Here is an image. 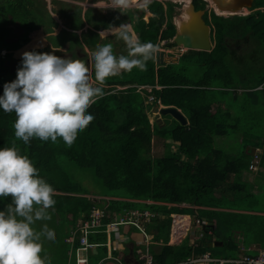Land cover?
<instances>
[{
	"label": "trees",
	"instance_id": "trees-1",
	"mask_svg": "<svg viewBox=\"0 0 264 264\" xmlns=\"http://www.w3.org/2000/svg\"><path fill=\"white\" fill-rule=\"evenodd\" d=\"M154 3L157 5V1ZM193 3L197 9L207 6L205 0ZM255 4L249 14L224 16L207 11L212 23V49H189L177 63L158 67L154 54L145 69L134 67L106 79L103 84H111V88L106 90L99 85L104 94L87 109L94 119L78 133L71 146L62 138L55 142L32 138L25 144L14 134L15 113L0 109V147L19 148L54 188L55 204L48 211L56 222L67 219L69 228H75L78 220L88 218L94 207L106 211L105 221L112 220L110 215L114 212L126 209L156 212L159 215L147 225L157 243L163 240L158 250L151 249L156 264L181 263L206 252L234 257L253 243L264 248V214L246 212H264V196L248 193L244 179L253 158L248 145L262 149L260 163L264 166V88L256 90L264 86V0H255ZM154 8L157 7L152 8L153 12L160 16L158 22L151 20L146 28L141 19L137 20L141 27L139 41H150L155 46L159 37L174 35L175 25L170 14L161 31L166 18L164 9ZM44 9L39 0H0V94L4 84L17 76V70L11 72L14 66L6 63L7 58L13 57L12 51L28 43L32 33L42 26L47 32L57 26L52 14L47 9L46 14ZM13 23L23 30L17 36ZM94 25L97 29L104 27L103 23ZM36 51L51 52L47 48ZM15 61L20 67L22 59ZM142 84L153 87L137 86ZM117 85L126 87L117 89ZM139 87L144 94L138 91ZM144 88L151 89L156 100H150ZM160 100L165 107L180 108L187 124L175 117L172 122L166 117L168 114L154 113ZM213 110L216 111L212 113ZM154 137L164 141L161 156L152 155ZM225 137H231L235 150L226 147L228 140L220 143ZM91 170L99 179L101 197L87 196V189H79L87 187L71 174ZM262 188L260 191L264 192ZM231 195H235L233 200ZM10 202L11 195L0 199V209ZM183 203L191 206H179ZM173 213L208 216L216 219V225L203 224L205 234L196 245L188 241L172 245L169 240ZM213 236L223 241L221 247H210ZM89 241L102 244L97 246L98 254L91 252L90 262L94 256L107 254L104 231L89 233Z\"/></svg>",
	"mask_w": 264,
	"mask_h": 264
},
{
	"label": "clouds",
	"instance_id": "clouds-1",
	"mask_svg": "<svg viewBox=\"0 0 264 264\" xmlns=\"http://www.w3.org/2000/svg\"><path fill=\"white\" fill-rule=\"evenodd\" d=\"M150 3L151 0H142V7ZM98 5L125 12L130 0ZM109 32L124 41L127 54L114 53L111 43L96 46L92 60L95 79L100 83L121 71H131L134 67L145 69L156 51L152 42L139 41L123 24L109 26L99 34L103 38ZM260 87L264 86L256 90ZM103 94L100 86L91 83L88 68L81 60L62 57L54 51L29 50L22 54L16 78L4 84L0 109L15 113L14 134L25 144L32 138L52 142L62 138L71 146L78 133L94 119L87 109ZM9 195L11 202L0 209V264H51L42 255L41 240L54 242V234L47 224L40 231L34 225L51 218L48 210L55 204V190L15 145L0 147V199ZM205 222L201 225L203 230ZM214 241L212 238L211 242Z\"/></svg>",
	"mask_w": 264,
	"mask_h": 264
},
{
	"label": "crops",
	"instance_id": "crops-1",
	"mask_svg": "<svg viewBox=\"0 0 264 264\" xmlns=\"http://www.w3.org/2000/svg\"><path fill=\"white\" fill-rule=\"evenodd\" d=\"M154 1H157V5H155ZM179 1L180 2L185 1V2L184 3L182 2L181 5L177 6L175 2H179ZM188 1L189 0H151V3L147 7H142V0H130V6L127 9H125V12H122L119 8L98 5V4L110 5L112 0H50V1L46 0L45 2H43L42 0L41 1L39 0V2L43 4L45 8L52 14L53 18H55V20L57 21V26L54 27L55 29L53 32H47L45 29V26H42L39 30L32 33L30 41L22 47L24 48L27 44L32 42L35 35L41 34L43 42H41L40 46H37L39 48L31 47V49L29 50L33 49L36 51V50H41L43 48H47L49 51L51 52L54 51L56 55H59L62 57H67V58H72V59H77V58L84 59L85 58L87 60L88 66L90 65L91 69L93 68L90 74H88L91 83L93 85L104 86L105 89L108 90L111 88L112 86L111 84H103V83L98 82L95 79V66H94V60H92V55L96 50V46L98 44L102 45L105 43L106 44L111 43L113 45V51L117 55L126 54L127 48H126L124 41L121 39H117L113 33L109 32L108 34H105L103 38H101V35L99 34V32L102 30L108 29L109 26L119 27L121 24H123L126 26V28L131 34H133L140 40L141 27L138 24L137 19L138 18L141 19L145 23L146 28H148L150 26L151 20H155L156 22H158L160 19V16L157 13L153 12L152 8L155 6L157 8H154V9H157L159 11H161V9H164L163 13L165 14L166 18H165V22L161 26V31L166 28L167 21L169 20V15L172 14L171 19L175 25V33L171 38L169 37L166 39H161V37H159L157 39V43L155 45L156 66L158 67L161 64L177 63L180 59V56L184 52H186L189 49H192V48H188L184 46L183 44L180 45L175 42V39L177 38L178 34H180V32L182 33V31H185V30L187 33L190 30H193L194 32L195 27L200 25V21H203L202 18L207 23V19L205 18V13L207 11L210 12V9H208V6H206V11H204L203 14H198L195 11H198L201 9H197L196 7H194L193 5L194 3L192 2L193 0H190L191 3H189ZM78 8L81 9L80 12ZM215 10L216 8H214V11ZM178 12L180 15L177 14ZM216 13L220 14L219 12H216ZM208 18L209 20L211 19L210 15H208ZM95 23H103L104 24L103 29H97L94 25ZM75 25L77 26V28L78 27L80 28L75 29L74 27ZM79 25H82V26H79ZM12 26L14 27V30L21 29L17 23H13ZM21 31L23 30L21 29ZM94 33H96L98 36ZM57 37L60 38V43H55L56 40L54 39H56ZM210 39H211V26H210ZM171 42L172 43L175 42L176 45L168 47L167 45ZM211 43H212V40H211ZM19 49L13 50V52L14 51L16 52ZM194 50H200V49H194ZM158 53L160 55H158ZM19 59H22V58H19ZM18 66L13 67L11 69V72H14V70H17L19 68ZM123 72L124 71H121L118 74H122ZM110 78L111 76L108 77L107 79L109 80ZM131 85L132 84H130V86ZM142 85H137V86H140V87L151 86L149 84H142ZM125 87L117 85V88H125ZM140 87L138 91L144 94L145 91H143V89ZM156 87L160 88V85H156ZM144 90H147V89L144 88ZM150 90L149 91L147 90L148 92L147 95L151 93ZM229 96L231 97V95ZM161 103L162 102L160 100V104H158V106L162 105ZM177 109L181 111L180 108H177ZM214 111L216 110H213L212 112ZM154 113H158V112H155V108H154ZM187 122H188V119H187ZM251 148L260 149L259 146H254V145H251ZM260 150L262 153V149ZM260 159L261 157L259 158L257 169H253L250 167L249 171H246L244 173L245 174L244 179L246 180L248 184L246 188L248 189V193L253 192L257 194L258 197H263L264 192L260 190H262L263 189L262 187L264 186V166L261 165ZM234 196L235 195H231L230 200H233ZM152 202H155V201H152ZM179 206L187 207L191 205L183 203V204H180ZM204 208L223 210L226 212L237 211L236 209H229L226 207L220 208V207L195 206V209H204ZM246 212L251 213V214H264V212H261V211L248 210ZM171 216L173 219L171 220V233H170L169 244H172V245H180V244H183L185 241H188V243L191 245L193 244L196 245V243L203 237V236L199 237L200 231H202L203 229L198 228V224L197 225L195 224L196 218H200L202 220H205L206 222H210V223H213V225H216V219L210 218L208 216L206 217L198 216L197 214H193V216H191L190 213L189 214L173 213ZM84 219H79L78 223L76 224V227L70 229L71 232L73 230H76L80 222ZM147 233L151 235V249L155 248L156 250H158L159 245L163 243V240L157 243L154 240V236H155L154 232H150L147 230ZM69 237L71 238V234L69 236H66L65 238L66 242L71 245V249L70 251H68V254H67L66 264H78V260L80 258H87L89 264H97L98 262L106 258L107 254L101 257L99 261L90 262L91 252L98 254V249H97L98 247H95L92 250H86L82 246L79 238L76 237L74 240L71 241ZM106 239H107V236H106ZM118 239L122 241L125 240L124 247L122 250H118V249L112 250V253L115 255L120 254L121 257H123V261L125 264H137L138 257H139L137 253V246L139 243L137 244L135 240L136 239L141 240L140 243H142V240L144 239V234L140 230L135 229L133 227L121 226L119 233L113 234V240L120 241ZM213 239L219 241V239L215 236H213ZM260 250H264V248L259 247L257 243L255 244L253 243L250 247H247V248L243 247L244 253L242 252L238 254L237 257L243 254H246V253L257 254ZM251 251H255V252H251ZM106 253H108V248H107ZM206 253H208L213 258L220 257L218 255L211 254L210 252H206ZM206 253H203V254H206ZM203 254L199 256L189 257L185 262H181V263L179 262L176 264H184V263L217 264L215 261H209V260H206V262H203V261L190 262L189 261L190 259L200 258ZM73 255H75V258H76L75 261L72 260ZM99 256L97 255V257ZM95 257L96 256L92 258H95Z\"/></svg>",
	"mask_w": 264,
	"mask_h": 264
},
{
	"label": "built area",
	"instance_id": "built-area-1",
	"mask_svg": "<svg viewBox=\"0 0 264 264\" xmlns=\"http://www.w3.org/2000/svg\"><path fill=\"white\" fill-rule=\"evenodd\" d=\"M263 86V85H260ZM259 87V86H258ZM257 87V88H258ZM264 87H260L263 89ZM149 99H155L153 94L149 95ZM261 150L256 148L255 154L251 160L250 167L257 169L258 162L260 158ZM147 202H152L148 200ZM107 213L104 209L100 207H94L90 216L80 222L78 228L71 232L70 240H74L76 237L80 239L82 246L86 250H92L93 248L102 245L97 242L89 241V233L104 231L106 233L107 239L104 243L108 248V253L106 258L98 262L97 264H125L123 257L120 254L115 255L112 250L118 249L122 250L124 247V241H114L113 234L119 233L121 226H130L135 229L140 230L144 234V239L142 243L139 242L137 246V253L139 255L137 264H156L154 260V255L151 252V235L147 233V225L152 223L153 220L158 216V213L153 212L148 209H126L123 212H114L112 220L105 221ZM203 220L200 218L195 219V224L202 225ZM208 224V222H205ZM210 223V222H209ZM211 232V231H209ZM204 230L200 231L199 237L204 236ZM125 239V238H124ZM128 240V239H126ZM215 261L218 264H264V250H260L257 254L246 253L236 258H213L208 253L204 254L203 257L190 259V262L203 261L206 262ZM78 264H89L87 258H80Z\"/></svg>",
	"mask_w": 264,
	"mask_h": 264
},
{
	"label": "rangeland",
	"instance_id": "rangeland-1",
	"mask_svg": "<svg viewBox=\"0 0 264 264\" xmlns=\"http://www.w3.org/2000/svg\"><path fill=\"white\" fill-rule=\"evenodd\" d=\"M42 1L45 2L46 0H42ZM182 2L183 1L175 2V3H176L177 6H179V5L182 4ZM188 2L191 3L190 0ZM206 2H207L208 9H210V12H211V10H214V7H215L214 5L215 4L213 3V0H207ZM255 5L256 4L254 3L252 8H248V9L244 8L243 10H241L239 12V14H249L251 11L255 10L254 9ZM215 8H216L215 11L216 12H220L221 15L222 14L225 15V16L235 15V14L229 13L227 11L221 12V10L218 7H215ZM256 9H258V8H256ZM44 12L47 14V10L46 9H44ZM177 14L180 15L179 12ZM205 18L207 19V23L211 26L212 23H211V21L208 18L207 12L205 13ZM15 31H16L15 32L16 36L22 32L21 29H19V30L15 29ZM211 39H212V36H211ZM41 42H43L41 34L40 35H35V37L32 40V42L27 44L24 48L22 47L21 49L17 50L16 52L12 51L13 52V57L12 58H7L6 59V63L7 64H12L14 67H17L18 66V62L15 61V59L20 60L19 58H22L23 52L28 51L29 49H31V47L32 48L33 47L34 48H39L37 46H40ZM57 42L60 43V38L59 37L56 38V42L55 43H57ZM170 44H172V42ZM5 53H6L5 51L1 52L2 55H4ZM77 59H79V58H77ZM79 60H81L82 62L85 63L86 67L88 68V74H90V72L92 71L93 68L91 69V66L90 65L88 66L87 60L85 58L84 59L80 58ZM89 64H90V62H89ZM117 89H115V90H117ZM214 112H212V113H214ZM166 117L170 118L172 120V122L175 121L173 119V116L170 115V114L166 115ZM230 138L227 137L226 139H221L220 143L226 144L227 143L226 140H228V145L226 147H229L230 150H235L237 147H236L235 144H233V140L230 139ZM231 145H233V146L231 147ZM241 145H242V143L239 142V146L240 147H242ZM250 147H251V145L247 146V148H250ZM164 150H165L164 141L154 137L153 143H152V149H151L153 157L161 156L164 153ZM254 150H256V149L252 148V152L251 153H252L253 156L255 154ZM71 174H74L76 178L81 179L82 185L84 187H87V188H79V189H84V190L87 189V192H88L87 196H95V197L97 196L98 197V196L101 195L99 193V188H98L100 186L98 184L99 179L96 178L97 176L95 175L93 170H91L89 172H86V173L82 172V171H78L77 173L71 172ZM84 174L86 175V177L84 176ZM241 193H242V191H241ZM228 202H232V201H228ZM241 203H243V202H241ZM244 211H246V210H244ZM49 215L51 217L49 220H47V221H37L36 224L34 225L35 229L37 231H40L42 229L43 225L47 224L48 229L51 230L53 232V234H54V238H55L54 242H51V241H48V240L42 238V240H41V243H42V255L45 256L48 260H50L51 264H66L67 263V254H68V251H70V249H71V245L69 243H67L66 240H65L66 236H69L70 232H71V230L69 228L70 221L67 220V219L66 220L59 219V221L56 222L52 218L50 213H49ZM190 215L193 216V213H190ZM198 228H201V225H198ZM140 241L141 240H137V239L135 240V242L137 244ZM220 250H222V248ZM222 253L224 254L226 252L224 250H222ZM101 257H102V255H100L99 257L96 256L94 258V261H99ZM72 260L73 261L76 260L75 255H73Z\"/></svg>",
	"mask_w": 264,
	"mask_h": 264
},
{
	"label": "water",
	"instance_id": "water-1",
	"mask_svg": "<svg viewBox=\"0 0 264 264\" xmlns=\"http://www.w3.org/2000/svg\"><path fill=\"white\" fill-rule=\"evenodd\" d=\"M215 6H217L221 12H229L233 14H238L244 8L253 7L255 0H213ZM194 5V4H193ZM195 7V5H194ZM205 9H201L197 12L198 14H203ZM200 21V25L195 27V30H190L188 33L185 31L180 32L175 42L177 44H183L184 46L192 49H200V50H210L212 49V43L210 40V26L205 22ZM186 28V27H185ZM159 54V53H158ZM160 55V54H159ZM155 112L166 115L171 114L173 117L178 119L182 124H187V118L185 115L176 107H161L156 105ZM223 245V241L215 240L210 243V246L219 247Z\"/></svg>",
	"mask_w": 264,
	"mask_h": 264
},
{
	"label": "bare ground",
	"instance_id": "bare-ground-1",
	"mask_svg": "<svg viewBox=\"0 0 264 264\" xmlns=\"http://www.w3.org/2000/svg\"><path fill=\"white\" fill-rule=\"evenodd\" d=\"M214 6H215V5H214ZM215 7H216V6H215ZM215 7H214V8H215ZM219 13H220V12H219ZM192 15H193V14H192ZM189 24H191V23H189ZM174 43H175V42H174ZM180 45H181V44H180ZM183 49H184V48H183ZM206 51H207V50H206ZM158 55H159V54H158ZM142 86H143V85H142ZM144 87H145V86H144ZM149 90H150V89H149ZM155 100H156V99H155ZM155 100H154V101H155ZM161 104H162V103H161ZM175 107H176V106H175ZM253 149H255V148H253ZM254 151H255V150H254Z\"/></svg>",
	"mask_w": 264,
	"mask_h": 264
}]
</instances>
